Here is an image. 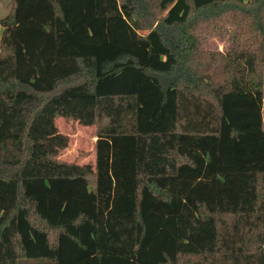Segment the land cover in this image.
I'll list each match as a JSON object with an SVG mask.
<instances>
[{"label":"trees","instance_id":"16d2710c","mask_svg":"<svg viewBox=\"0 0 264 264\" xmlns=\"http://www.w3.org/2000/svg\"><path fill=\"white\" fill-rule=\"evenodd\" d=\"M12 3L0 264H264V0ZM69 101L100 124L95 170L52 153L28 174L36 121Z\"/></svg>","mask_w":264,"mask_h":264},{"label":"rangeland","instance_id":"374dc122","mask_svg":"<svg viewBox=\"0 0 264 264\" xmlns=\"http://www.w3.org/2000/svg\"><path fill=\"white\" fill-rule=\"evenodd\" d=\"M12 6V0H0V18L5 17ZM209 34L205 43L207 50L227 51L230 45L229 35L225 36L216 31H210ZM63 87L64 84L60 89ZM89 112L91 111L74 101H69L63 109H56L55 104L51 103L43 110L42 116L35 123L33 141L25 164L28 174H49L38 157L41 154L51 156L52 153L56 154L58 164L51 172L95 170L97 130L100 124L97 121L92 125L85 123ZM196 260L192 258L190 262Z\"/></svg>","mask_w":264,"mask_h":264},{"label":"crops","instance_id":"0c3cea01","mask_svg":"<svg viewBox=\"0 0 264 264\" xmlns=\"http://www.w3.org/2000/svg\"><path fill=\"white\" fill-rule=\"evenodd\" d=\"M263 121H264V107H263Z\"/></svg>","mask_w":264,"mask_h":264}]
</instances>
